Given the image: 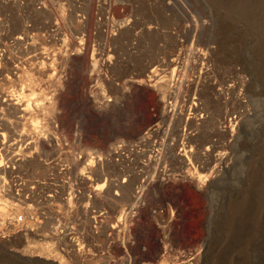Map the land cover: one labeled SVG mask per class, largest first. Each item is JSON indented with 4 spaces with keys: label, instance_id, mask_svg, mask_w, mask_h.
<instances>
[{
    "label": "rangeland",
    "instance_id": "obj_1",
    "mask_svg": "<svg viewBox=\"0 0 264 264\" xmlns=\"http://www.w3.org/2000/svg\"><path fill=\"white\" fill-rule=\"evenodd\" d=\"M175 1L48 0L36 12L31 5L0 0V90L20 89L5 79L14 64L46 82L50 72L39 67L57 58L64 75L60 84L48 81L42 87L54 92L56 121L66 137L78 133L84 147L100 150L115 140L140 138L164 103L149 77L157 73L171 84L177 79L176 93L197 96L204 115L190 110V102H178L180 118L165 119L134 156L132 167L149 175L145 206L126 228L101 230L91 239L93 263L79 260L67 242H59L67 264H264V0ZM27 23L37 34L38 49L16 52L12 42L27 33ZM93 56L96 64L108 66L99 77L91 75ZM95 79L99 92L93 94ZM105 92L112 98L108 106L101 104ZM235 112L241 120L233 133L229 120ZM186 133L194 136L196 179L214 171L202 190L176 159ZM157 140L161 145L153 149ZM218 151L227 156L221 173L214 170L221 167ZM205 153L211 154L208 170L200 168L198 155ZM158 159L169 170L162 180ZM24 169L43 172L37 161ZM132 176L135 195L139 176ZM13 216L0 201V222ZM119 216L114 212L112 220ZM42 236L0 224V264L49 260L25 251Z\"/></svg>",
    "mask_w": 264,
    "mask_h": 264
},
{
    "label": "built area",
    "instance_id": "obj_2",
    "mask_svg": "<svg viewBox=\"0 0 264 264\" xmlns=\"http://www.w3.org/2000/svg\"><path fill=\"white\" fill-rule=\"evenodd\" d=\"M12 1L21 7L31 5L36 8V12H42L48 6V0ZM52 1L54 3V0ZM26 27L27 33L16 36L12 42L16 52L22 48L27 51H31L33 47L38 49L39 43L34 41L37 34L30 31L32 24L27 23ZM49 60L51 62L48 66L41 64L39 68L47 69L50 72L48 75L54 74L61 82L64 76L63 67L58 62H53L57 58L50 57ZM50 64L53 65L52 68ZM14 65L13 73L9 76L21 87L15 91L0 90L4 91L0 99H6L10 93L16 97L14 100L17 103L20 96L29 94L32 90L26 85L27 82L21 84L26 74L23 72L24 68L17 63ZM47 82L48 76L45 83ZM45 88H36L34 94L30 96L33 98L31 101L35 100L32 102L35 107L31 110H20L17 113L0 110V197L9 201L5 208L10 207L14 212L13 217L2 219L0 224L3 229L31 232L36 236H42L38 234L39 232L53 231L52 236L44 234L43 240L45 236L53 237L58 250L59 242H67L74 253L78 256L82 254L84 260L89 258L90 261L94 258L92 247L95 245L91 239L101 230L126 228L129 218L145 206L144 185L148 182L149 175H145L143 168L132 167V164L134 156L143 151L145 142L162 129L157 130L155 126L150 130L154 125L152 123L137 140H115L105 150L84 147L78 139V133L74 139L62 133L56 121L60 112H37L38 99L43 100L42 98L46 97L41 104L42 107L49 101H55L54 92L46 93ZM42 91L44 94L40 96ZM111 101V96H108L109 105ZM104 103L101 102L103 105ZM168 104L172 108L175 103L168 100ZM188 135L194 138L186 133L179 151ZM158 145L161 143L157 140L153 149ZM193 147L192 143L189 147L190 155L186 158V163L192 164L191 171L195 168L196 153ZM207 149L210 150L209 146ZM198 156L203 160L207 158V161L211 159L210 153ZM215 156L221 167L216 166L214 170L221 173L226 168L227 156L221 151L215 153ZM31 161L39 162L43 172L25 170ZM158 162V177L162 180L168 173L164 177L160 176L161 169L166 167H161L159 159ZM141 164L143 167L145 161H141ZM213 172L209 176H212ZM136 174L139 176V185L136 186L134 202L131 203V209L125 205L123 210H131V213H119L115 209L114 200L124 198L125 190L131 184L132 175ZM154 178L155 176H152L151 181H154ZM114 212L120 214L116 222L112 220Z\"/></svg>",
    "mask_w": 264,
    "mask_h": 264
},
{
    "label": "bare ground",
    "instance_id": "obj_3",
    "mask_svg": "<svg viewBox=\"0 0 264 264\" xmlns=\"http://www.w3.org/2000/svg\"><path fill=\"white\" fill-rule=\"evenodd\" d=\"M54 1L57 2V1H61V0H54ZM176 1H178V0H176ZM63 55L65 56V58H67L68 53L65 52ZM92 59H93L94 63L91 65L92 66L91 67L92 68L91 75L96 74L99 77L101 69L104 68V67H108V66L107 65L96 64L97 62H96L94 56L92 57ZM175 61L177 63V59L173 60V62H175ZM53 62H57V60H53ZM49 66L51 68L53 67L52 64H50ZM91 68H89V69H91ZM176 68H177V66L175 67V69ZM54 76H55L54 74L53 75L52 74L48 75V81H49L50 85L60 84V79H57ZM149 77L150 78L152 77L151 80L154 82V86L157 87L159 89V91H160L159 92V97H160V99L162 101H164V103L162 105L161 113L159 115H155V117L153 119V122H152V123H154V125L151 126L150 130L153 129L155 126H156L157 130L162 129L165 119H169V120L179 119L180 116H181L180 112L183 110L181 108V106H179V104H178V102L181 101V100H183L185 104H186V102H190V104H189L190 110H193L194 113H196V115H200V114L202 115V112H201L202 110L200 109V107H199V105L197 103V100H198L197 96H192V95H189V94L183 95L182 91H179L178 93H176L174 91L175 90L174 89V85L177 84V79H175V78L173 80L170 79L171 81L174 82V84H171L170 81H167V80L164 79V76H161V73H157L155 75V78H153V75H151ZM5 79H6L7 82L13 83V80L11 79L10 76L6 75ZM24 82H27L26 85L28 87H30V90H32V92L29 93V94H24V95L20 96L19 100L17 101V103L14 100L16 98L14 95H12L10 93L7 94L8 97L6 99H4V100L0 99V110L1 111H7V112H10V113H17V112H20V110H31L32 107H35L34 103H32L35 100L31 101V99H33V98L30 97V96L32 94H34L36 88L42 89L43 88L42 86H43V84L45 82L43 81V78L41 77V75H35L34 73H30V76H28L27 73L24 74L23 79L21 81V84H23ZM90 90H91V93H93V94H96V93L99 92V80L98 79L94 80L93 84L90 87ZM3 92L4 91H0V95H3ZM43 94H44L43 91L40 92V96H43ZM107 97H108V95H106V92L101 94V100L105 102L104 104L106 106L109 105L107 103ZM240 98L241 97H239V99ZM42 99L44 100V99H46V97H43ZM38 100H39L37 102V107H38L37 109H39V110H37L38 113L56 111L55 101H49L48 104L43 105V107H42L41 104L44 103V101L40 100V99H38ZM168 100L174 101L175 104L172 106V108L169 107ZM240 112L238 114H236V112H235V115L232 118H230L229 128H231V131L233 133L237 130L239 122L241 120L240 116H241L242 112L241 113ZM193 140H194V138L188 135L186 137L185 141H184L182 149L176 154V158L178 160H180V162L183 165V167L187 168V171H188L190 177H191V173L193 174L192 177H195V174L197 175V173L194 174V172L191 171L192 164L190 162L186 163V158H187L188 155H190L189 147H191V144H192ZM202 163H204V165H202L200 168L208 170L209 167L207 165L210 164V163L207 161V158L205 160H203ZM198 170H199V168H196V172H199ZM167 173H169V170L166 169V168H163L160 171V176L164 177L165 175H167ZM208 176H209L208 174H199V176H197V179L195 177V179L197 180V186L196 187L198 189H200V190L204 189L203 186L205 185V182H207L209 180ZM214 183H215V181H212L210 184H214ZM219 188L221 190L223 188V186L219 187ZM133 197H134V193H133V191L131 189V185H129L126 188V190H125L124 198L121 199V200H116V199L114 200L115 209L118 210L119 213H129V212L131 213V210L130 211L129 210L123 211V210H124V206L125 205H128V208L131 209L130 206H131V202L133 200ZM0 201H1V204H3L2 207H6L9 204L8 200H6V199L4 200L1 197H0ZM53 240H54L53 237L49 238L48 236H45L43 241H40V240L39 241H30L26 245L25 251H28L33 256H38V255H34L36 252H38L40 254H45L47 256V258H49V260L42 259V258L41 259L37 258L38 260H32V264H67V261L65 260L64 255L58 250V247L55 244L56 242H53ZM83 257L84 256L82 254H79V260H81ZM30 259L31 258H29L28 260H30ZM90 261H91V263H93L92 262L93 259H90ZM163 264H165V263H163Z\"/></svg>",
    "mask_w": 264,
    "mask_h": 264
}]
</instances>
